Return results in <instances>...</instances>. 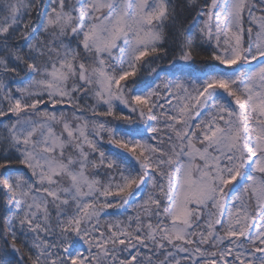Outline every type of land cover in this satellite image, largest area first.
<instances>
[{"label":"snow or ice","instance_id":"obj_1","mask_svg":"<svg viewBox=\"0 0 264 264\" xmlns=\"http://www.w3.org/2000/svg\"><path fill=\"white\" fill-rule=\"evenodd\" d=\"M0 264H264V0H0Z\"/></svg>","mask_w":264,"mask_h":264}]
</instances>
